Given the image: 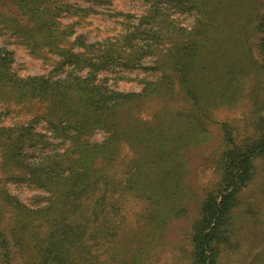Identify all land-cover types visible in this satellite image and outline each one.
Returning a JSON list of instances; mask_svg holds the SVG:
<instances>
[{
    "label": "trees",
    "instance_id": "1",
    "mask_svg": "<svg viewBox=\"0 0 264 264\" xmlns=\"http://www.w3.org/2000/svg\"><path fill=\"white\" fill-rule=\"evenodd\" d=\"M1 1L8 11L0 9V33L36 58H58L48 74L20 76L12 52L0 47V101L45 103L41 118L50 126V133L36 132L32 122L0 126L3 161L47 193L45 203L29 206L0 184V264H105L109 242L113 255L132 251L133 263L141 264L165 225L184 212L185 153L207 141L210 124L218 125L220 140L210 160L214 179L191 223L190 264H228L244 243L249 264H264V235L256 229L264 227L263 211L243 200L264 172V88L250 94L243 129L214 117L226 101L242 97L240 69L264 77V0L261 11L248 12L242 0H146L135 22L116 13L124 17L121 32L94 42L75 27L92 7ZM64 16L76 20L66 23ZM114 67L143 69L141 89H113L98 76ZM99 129L98 142L92 135ZM130 198L143 203L132 235L123 213Z\"/></svg>",
    "mask_w": 264,
    "mask_h": 264
},
{
    "label": "rangeland",
    "instance_id": "2",
    "mask_svg": "<svg viewBox=\"0 0 264 264\" xmlns=\"http://www.w3.org/2000/svg\"><path fill=\"white\" fill-rule=\"evenodd\" d=\"M146 0H108L106 2H97L89 0H73L74 3L81 7H92L94 9L81 22L76 24V32L78 35L84 36L87 42H94L106 38L114 37L121 32L124 24V17L116 13L128 14L129 18L135 22L146 8ZM261 0H242L241 8L246 12L260 10L263 8ZM0 9L8 11V7L0 0ZM174 17L180 16L179 13H174ZM182 18V17H181ZM183 19V18H182ZM66 23L75 21L76 18L66 16L62 17ZM183 24H191V19H183ZM254 39L251 38V46ZM0 47H6L13 54V70L20 76L48 74L54 69L57 56H53L49 61H44L40 58L32 56L29 51L21 44L16 43V39L8 34L0 33ZM233 58V57H232ZM234 59V58H233ZM146 60L145 65H148ZM145 75L143 69H126L124 67H114L113 70H101L99 72L100 78H106L108 85L123 92L139 91L142 87L141 79ZM239 87L242 97L236 98L232 101H226L223 106L217 108L214 112V117L217 122L229 121L236 123L240 129L243 123H249V96L254 93H261L264 88V77L252 71L240 69L238 73ZM237 87V86H236ZM46 105L45 103H38L36 101L22 102L20 104L3 103L0 101V126H11L16 123L35 124L36 132L50 133V126L41 118L44 115ZM144 115V114H143ZM248 115V116H247ZM145 116V115H144ZM149 117V116H145ZM207 141L193 146L185 153L187 159L188 174L185 177V184L187 187L183 191L181 201L184 206V212L165 225L145 255L141 264H190V245L189 234L192 221L198 216L196 206L201 198L203 199L205 187L214 179V173L211 165V154L218 147L220 140V130L217 124L208 125ZM104 137L102 130H96L92 135L94 141H101ZM52 143H58V139L51 140ZM127 143L124 142V145ZM55 149V148H52ZM34 149H26L27 152H35ZM129 153L127 146H125L123 154ZM120 174L124 173L122 166H116ZM19 170L11 164H6L1 158L0 150V184L5 186L8 193L16 196L22 203L32 206L36 201L45 203L44 197L46 192L35 188L30 183L19 180L16 174ZM188 179V180H187ZM187 182V183H186ZM244 205H253L255 210L261 209L263 213L260 216L264 217V172L251 184L250 189L243 193ZM143 203L130 198L123 211L126 214V233L132 235L131 230H134L135 224L140 220L138 213L143 209ZM252 220L255 214L252 212L246 213ZM13 215L8 212L6 222L11 224ZM250 221V220H249ZM248 221V222H249ZM134 226V227H133ZM257 235H264V227L257 226ZM123 233V232H122ZM134 234V233H133ZM128 238H124L122 242L126 245ZM111 242L107 244L106 252L102 255L107 259L105 264H137L131 260L132 251L129 252L127 258H124V253L118 255L112 254ZM136 247L137 245L134 244ZM121 247V248H122ZM249 243H244L241 253L231 255L228 264H249L251 257L247 254ZM227 252V251H226ZM114 257L111 258V257ZM19 261V257H17ZM117 261H114L116 260ZM124 261V262H121ZM17 262V260H16ZM121 262V263H120Z\"/></svg>",
    "mask_w": 264,
    "mask_h": 264
}]
</instances>
